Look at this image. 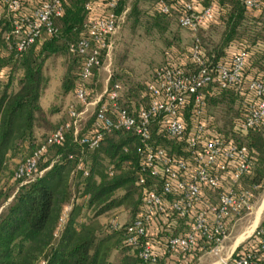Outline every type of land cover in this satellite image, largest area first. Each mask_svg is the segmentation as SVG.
Returning a JSON list of instances; mask_svg holds the SVG:
<instances>
[{"label":"trees","instance_id":"1","mask_svg":"<svg viewBox=\"0 0 264 264\" xmlns=\"http://www.w3.org/2000/svg\"><path fill=\"white\" fill-rule=\"evenodd\" d=\"M87 1L90 0H68L63 16L55 22L56 35L36 43L21 56L11 54L0 59V264H144L138 251L127 244L125 227L141 216L146 192L158 189L159 184L147 177L143 186L137 184L136 140L132 135L114 133L87 152V176L75 171L82 150L67 135L62 146H49L41 154L37 174L31 180L15 178L19 166L32 159L65 120L54 119V115L60 114L61 101L76 89L82 67L69 47L86 37L85 20L100 13L95 8L86 12ZM164 1L174 15L181 14L187 3L195 12L207 6L213 8L215 24L222 26L223 32L213 49L200 45L201 59L209 68L228 64L233 54L245 52L240 94L233 90L220 93L213 85L206 100H215L216 104L250 100L246 84L253 80L264 83V9L248 10L238 0ZM124 7V0H120L115 10L117 18L123 16ZM155 12L164 17L158 8ZM250 25L255 27L251 29ZM190 53V48L182 54L173 52L165 64L196 74L199 66ZM57 56L67 61L56 96L60 97V105L45 110L40 103L49 88L45 65ZM242 109L241 106L237 116ZM196 120L186 115L187 126ZM224 138L226 143L240 142L249 148L252 171L256 165L258 168L253 180L260 187L258 183L264 180V124L247 135L226 134ZM155 140L161 141L158 137ZM168 145L173 157L186 156L175 144ZM19 158L22 161L15 164ZM115 210L125 211L129 222L115 230L111 228L114 219L102 226L98 218ZM177 222L165 208L146 225L143 243L150 246L158 264H191L206 251L201 246L205 245L202 239L191 254L170 251L167 242L178 235ZM250 249L249 243L241 246L235 256Z\"/></svg>","mask_w":264,"mask_h":264},{"label":"built area","instance_id":"2","mask_svg":"<svg viewBox=\"0 0 264 264\" xmlns=\"http://www.w3.org/2000/svg\"><path fill=\"white\" fill-rule=\"evenodd\" d=\"M119 1L85 3L86 12L95 8L100 13L85 20L86 37L69 47L70 53L82 62V67L72 100L65 107V120L35 156L19 166L15 178L31 180L37 174L41 154L49 146H62L67 135L82 150L75 171L87 176V152L98 148L105 137L114 133L130 134L136 140L133 146L138 162L137 184L143 186L147 177L158 183L159 188L146 192L141 216L126 225L127 244L138 251L144 264H158L150 246L143 243V237L153 216L166 208L179 224L178 235L167 242L170 251L191 254L200 239L205 242L201 245L204 250L217 249L226 239L230 223L236 224L250 214L252 191L259 186L243 188L242 180L251 175L253 167L250 150L240 142H225V134L207 116L205 95L213 85L220 93L233 90L240 94L245 52L233 54L228 64L209 68L201 59L197 34L200 29L215 24L213 8L207 6L195 12L187 3L181 14L174 15L166 1L157 0L155 11L158 8L164 16H175L178 25L194 35L190 57L199 66L197 73L167 65L158 68L145 84L139 102H121L117 84L94 96L91 81L102 68L110 48L109 40L117 30L119 18L115 10ZM238 1L248 10L264 9V0ZM67 2L0 0V44L9 53L21 56L36 43L56 35L55 22L63 16ZM3 55L0 46V59ZM245 88L251 99L238 100L243 109L233 120L229 135L244 136L264 124V83L253 80ZM187 114L197 119L190 127L186 124ZM168 143L175 144L186 156L173 157ZM209 194H215L214 202ZM70 211L71 205L63 214L62 225ZM121 226L111 221L113 230ZM248 243L251 249L235 256L237 250ZM222 264H264V219Z\"/></svg>","mask_w":264,"mask_h":264},{"label":"rangeland","instance_id":"3","mask_svg":"<svg viewBox=\"0 0 264 264\" xmlns=\"http://www.w3.org/2000/svg\"><path fill=\"white\" fill-rule=\"evenodd\" d=\"M124 3L123 16L119 18L117 30L109 40L110 48L104 57L102 68L95 73L91 81V87L94 89L95 96L112 84H117L121 102L126 103L129 100L139 102L142 101L140 97L144 94L145 84L150 82L154 72L158 68L165 67V63L173 56V52L182 54L192 47L194 35L181 28L175 16L158 15L154 8L156 0H124ZM157 16L161 18L157 19ZM253 27L255 25H250L249 28ZM222 32V26L213 24L204 30L200 29L197 38L201 45L211 50L220 43ZM0 46L3 47V57H9L11 53L7 48L2 43ZM66 63V58L62 56L52 57L46 62V79L49 89L41 100V106L45 110L55 109L60 105V97L56 98V96L60 91ZM72 93L64 99L65 106L69 100H72ZM65 106L62 104L61 112ZM240 109L241 105L237 99L223 104H216L213 100L208 102L207 115L212 118L217 129L229 135L233 120ZM58 117L59 113L56 118ZM21 161L22 158H19L15 164ZM257 172L256 165L252 176L242 180L243 188L250 189L256 184L253 178L257 176ZM258 184L260 187L252 191L254 199L250 214L236 224L231 222L226 239L221 246L202 253L191 264H222L231 257L233 249L264 219V180H260ZM209 199L214 202L215 194H209ZM112 219L119 225L129 222L128 215L123 210H115L98 218L102 226H106Z\"/></svg>","mask_w":264,"mask_h":264},{"label":"crops","instance_id":"4","mask_svg":"<svg viewBox=\"0 0 264 264\" xmlns=\"http://www.w3.org/2000/svg\"><path fill=\"white\" fill-rule=\"evenodd\" d=\"M48 89H49V88H48ZM48 89H47V91H48ZM47 91H46V92H47ZM46 92H45V94H46ZM45 94H44V96H45ZM44 96H43V97H44ZM43 97H42V98H43ZM42 98H41V100H42ZM41 100H40V103H41ZM69 101H70V100H69ZM63 105L65 106V100H63ZM65 107H66V106H65ZM65 107H64L63 112H61V113L59 114V117H58V118H56V116H57L58 114H57V115H54V119H61L62 117L65 118ZM42 108H43V107H42ZM43 109H44V108H43Z\"/></svg>","mask_w":264,"mask_h":264},{"label":"bare ground","instance_id":"5","mask_svg":"<svg viewBox=\"0 0 264 264\" xmlns=\"http://www.w3.org/2000/svg\"><path fill=\"white\" fill-rule=\"evenodd\" d=\"M255 228L252 229V231L254 230Z\"/></svg>","mask_w":264,"mask_h":264}]
</instances>
